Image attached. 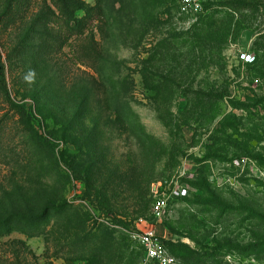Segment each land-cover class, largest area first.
<instances>
[{
	"label": "rangeland",
	"instance_id": "obj_1",
	"mask_svg": "<svg viewBox=\"0 0 264 264\" xmlns=\"http://www.w3.org/2000/svg\"><path fill=\"white\" fill-rule=\"evenodd\" d=\"M207 7L0 0V264H146L135 227L264 264V0ZM153 182L186 189L158 222Z\"/></svg>",
	"mask_w": 264,
	"mask_h": 264
},
{
	"label": "built area",
	"instance_id": "obj_2",
	"mask_svg": "<svg viewBox=\"0 0 264 264\" xmlns=\"http://www.w3.org/2000/svg\"><path fill=\"white\" fill-rule=\"evenodd\" d=\"M208 0H175L176 10L179 16L188 20H197L203 17L208 9L205 7ZM253 57L248 53H240L239 61L242 64H250ZM151 198L150 213L153 220L158 222L163 217L167 208L175 201L186 196V189L178 184H166L153 182L149 186ZM131 237L140 245L143 253V262L146 264H177L176 259L170 255L164 242H175L169 238L157 235L153 229L135 227L131 230Z\"/></svg>",
	"mask_w": 264,
	"mask_h": 264
},
{
	"label": "trees",
	"instance_id": "obj_3",
	"mask_svg": "<svg viewBox=\"0 0 264 264\" xmlns=\"http://www.w3.org/2000/svg\"><path fill=\"white\" fill-rule=\"evenodd\" d=\"M205 7L208 8L207 7V3H206V6ZM68 167H69L70 173L75 177V179L82 180V177L81 176H78V173L76 172V169H75L74 166H69L68 165ZM182 199H184V198H182ZM150 201H151V198H150ZM164 244H165V247H166V249H167V251H168V253L170 255H173V253H175L177 251H181L182 252L185 249H187V248H185V246L178 245V243L176 242V240H175V242L165 241ZM256 245H258V244L246 246V247H243V248H235V249H240L242 251H245V250H248V249H251V248L256 247Z\"/></svg>",
	"mask_w": 264,
	"mask_h": 264
}]
</instances>
